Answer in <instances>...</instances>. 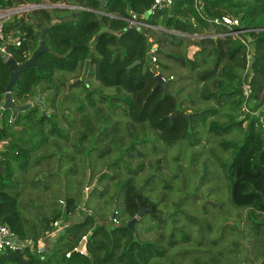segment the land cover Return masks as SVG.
I'll use <instances>...</instances> for the list:
<instances>
[{"label":"trees","instance_id":"obj_1","mask_svg":"<svg viewBox=\"0 0 264 264\" xmlns=\"http://www.w3.org/2000/svg\"><path fill=\"white\" fill-rule=\"evenodd\" d=\"M25 3L66 7L34 10L13 17L5 25L6 36L13 33L15 38L22 40L20 47L10 44L8 53L16 62L25 63L40 46V28L54 19L64 20L46 31L44 42L48 52L38 56L39 67H31L20 74L11 88L13 100L20 105L42 96L47 115L43 116L41 108L35 106L19 113L11 123V112L6 110L4 113L0 124V142H6L0 149V223L20 240L42 237L59 219L70 224L53 240L47 254L38 256L29 249L6 251L0 255V264H149L153 258L165 257L167 250L163 246L137 240L135 226L131 230L127 223L119 224L117 216H113L117 220L116 226L100 223L90 207L84 205L87 211L83 212V218L73 221L72 214L79 206L73 198L64 200L63 207L58 202L60 208L54 210L51 217L31 221L20 213L16 169L26 171L30 166H38L43 160L50 159L53 154L48 152V144L56 147L57 138L69 140L68 129L74 131V123L80 115L88 126L83 139L95 129L93 118L109 123L113 116L114 124L110 130L117 134L122 128L123 136L115 142L122 143L125 150L122 157L128 155L131 160H143L144 151L137 147L146 145L148 139L138 138L136 132H146L149 128L156 131L167 146L184 140L193 147L199 146L202 142L199 130L209 120V132L216 136L240 133V141L219 143L224 150H232L230 161H221V166L227 180L229 202L249 210L248 231L259 236L256 256L261 260L260 264H264V219L258 221L259 217H264V126L256 119L242 118L245 47L230 36L216 39L208 36L211 32H225L223 27L210 22L223 16L238 19L244 28H264V0H174L170 7L153 12V0H0V9ZM133 14L149 27L128 28ZM119 31L123 34L115 36L114 32ZM97 35L99 38L91 52L90 44ZM251 39L254 57L249 85L251 96L262 102L264 31L252 33ZM190 46L198 48L192 58L188 57ZM87 60L91 67L89 76L105 87L115 88L114 93L98 92L85 84V78L78 80ZM136 61L138 64L130 68ZM173 66L177 70H187L196 85L202 84L199 98L214 106L196 109L190 94L184 100L191 105L182 103L178 95L181 90H174L171 84L187 80L190 75L175 71ZM57 72L79 74L63 80L65 78L55 77ZM157 75L167 83L169 93L156 86ZM9 80L10 68L0 54V104L4 101ZM69 81L72 83L67 93ZM78 87L83 90V99L79 105L72 102L73 106H69V98L75 99L72 91ZM218 107L229 109L223 122L214 119L218 117ZM61 119L65 128L68 127L66 131L58 124ZM123 120L125 128L120 126ZM46 124H50L48 129ZM104 130L107 132L108 128ZM128 140L131 143L127 144ZM38 153L40 155L34 157ZM120 161H115L113 167ZM161 162L162 159H156L152 166V178L160 174L156 172L161 169ZM128 170L129 177L125 180L117 174L107 179L108 184L119 190L127 221L136 216L140 206L147 210L143 215L150 213L153 219H160L161 201H153L143 193L151 178L141 187L134 182L133 177L145 170L144 163ZM104 176L103 173L98 177L99 181ZM192 196L196 197L195 192ZM183 200L176 205V211L186 215L187 212L181 209ZM83 236L88 237L86 253L73 252ZM174 244L175 241L170 240V247Z\"/></svg>","mask_w":264,"mask_h":264},{"label":"rangeland","instance_id":"obj_2","mask_svg":"<svg viewBox=\"0 0 264 264\" xmlns=\"http://www.w3.org/2000/svg\"><path fill=\"white\" fill-rule=\"evenodd\" d=\"M90 69L91 67L88 73ZM173 69L183 75H190L187 70H177L175 66ZM78 74L79 72H57L55 77L67 80ZM190 77L191 75L187 80L171 84L174 90H181V93H178L181 102L186 106L191 105L184 100L186 95L190 94L195 105L191 107L205 110L214 106L210 101H201L199 92L202 84L196 85ZM86 80L89 87L98 92L104 94L115 92V88L103 86L89 74ZM74 89L72 94L75 99L69 98V106L73 104L77 106L83 99L82 88ZM218 109V117L214 119L223 122L229 109L228 107ZM72 115L73 113L70 117ZM110 117L109 123L93 118L95 129L88 132V136L83 139L88 126L84 117L80 115L74 123L73 132L66 126L69 140L57 138L56 147L48 144V152L53 154L50 159L43 160L38 166H30L26 171L16 169L15 177L19 182L20 193L18 209L23 217L31 221L43 216L51 217L54 210L63 207L58 206L59 200L73 198L79 205L72 214L73 221L83 218L82 209L87 205L100 223L116 226V223L112 222L113 216H117L119 224L127 223V217L122 212L123 200L119 190L115 185L108 184L107 179L117 174L125 180L129 177L126 174L128 169L143 162L145 170L133 177L134 182L141 187L151 178L150 183L143 188V193L153 201H161L159 208L162 213L159 214L160 219H153L150 213L137 218L134 224L135 238L140 241H152L167 250L165 257L153 258L149 264L261 263L256 256V246L260 243L259 236L248 231L249 210L233 206L229 202L227 180L221 166V161H230L232 150H224L219 143L228 140L240 141L242 138L240 133L235 131L228 135L216 136L209 132V120L207 124H202L199 130L202 140L199 146L193 147L187 140L167 146L158 138L157 132L149 128L146 132H136L138 138L148 139L146 145L137 147L144 151L143 160L138 158L131 160L128 155L122 157L125 150L121 146L122 143H116L115 140L123 136V131L120 127L117 134H112L110 128L114 124V118ZM124 121L120 126H123ZM58 124L66 131L62 119L58 120ZM46 125L48 129L50 124ZM106 128L107 132L104 130ZM129 142L131 143L129 140L126 143ZM107 149L109 153H106ZM103 153L105 155H102ZM39 155L35 154L34 157ZM118 159L121 161L113 167V163ZM156 159H162L161 169L156 172L160 174L152 178L154 173L152 166ZM103 173L104 179L99 181L98 177ZM103 191L105 193H102ZM194 192L195 198L192 196ZM181 199H184L181 209L184 213L187 212L186 215L176 211V205ZM117 213L118 215H115ZM263 219L264 217H259L258 221ZM170 240L175 241L174 246L170 247ZM52 243V239L48 241V250Z\"/></svg>","mask_w":264,"mask_h":264},{"label":"built area","instance_id":"obj_3","mask_svg":"<svg viewBox=\"0 0 264 264\" xmlns=\"http://www.w3.org/2000/svg\"><path fill=\"white\" fill-rule=\"evenodd\" d=\"M174 0H153L151 6V12L155 9L168 8L173 4ZM47 5H39L35 3H25L19 4L17 6L0 9V42L3 43V47L0 48V54L3 55L5 62L8 59L12 58L11 54L8 53L7 47L11 44L16 47L21 46L22 40L20 37L15 38L13 33L10 35H5V25L15 16H22L34 10H39L44 8ZM130 24H135V26H146L149 27L146 23L140 22L137 20L136 16L133 14V19L129 21ZM211 23L221 26L225 29L224 33H213L211 38H223V37H232L235 40H238L245 47V59H246V68L243 75L242 82V92H243V103L241 107L242 118H248L249 120L256 119L260 124L264 126V100L262 102L257 101L251 96L250 89V69L253 63L254 57V47L252 45L251 34L264 31V28H244L241 26L240 21L236 18L223 16L221 18L211 20ZM19 35V32H16ZM26 57V56H25ZM29 59V58H28ZM27 59V60H28ZM19 63V62H17ZM22 64V63H19ZM3 108V103L0 104V124L5 113ZM11 123L13 122L10 119ZM6 144V142H0V149ZM88 188H86V191ZM60 205H64V201H59ZM84 212L87 211L85 208L82 209ZM113 223L117 224V220L113 218ZM69 222L65 220H56L52 224V228L47 230L42 237L37 238L36 240H20L17 235L11 231L6 225L0 223V255L6 251H21L24 249H29L32 253L43 256L47 254L48 250V241L51 239L54 240L59 234H61L68 226ZM87 236H83L80 242L84 243V246L80 248L79 246L73 249V252L80 254L86 253V242ZM66 257H70V252L66 254Z\"/></svg>","mask_w":264,"mask_h":264},{"label":"water","instance_id":"obj_4","mask_svg":"<svg viewBox=\"0 0 264 264\" xmlns=\"http://www.w3.org/2000/svg\"><path fill=\"white\" fill-rule=\"evenodd\" d=\"M55 7H59V8H65L66 6L63 5H47L44 8H55ZM60 22H64V20H58V19H54L51 21V23L47 26H43L40 28V46L38 47V49L32 54V56L30 57V59H28L25 63L19 64L17 63L13 58H10L7 60L6 64L9 66L10 68V80L9 83L6 87V93L4 95V101H3V108L5 110H8L11 112V119L14 121L16 119V117L18 116L19 113H24L27 110H29L32 107L35 106H39L41 108L42 111V115H47L46 111H45V105H44V99L42 96H39L38 99H36L35 101L31 102V103H27L25 105H20L15 103V101L13 100L12 97V93H11V88L12 86L18 81L19 75L22 74L23 72L27 71L29 68L31 67H39L38 66V56L43 53V52H48V49L45 46V33L47 30H49L53 25L60 23ZM135 24H130L128 28H135ZM138 29H140V27H138ZM123 34V31H119V32H114V35L119 37ZM99 38V35H97L94 40L91 42L90 44V49L91 52L94 51V43L95 41ZM3 47V43L0 42V48ZM138 64V62H134L130 68L136 66ZM89 67H90V61L87 60L85 62L84 65V70L82 73V77L79 78L78 80H83V78H86L87 75L89 74ZM156 86L162 88L164 90V92L167 94L168 92V86L167 83L159 76H156ZM85 84H88L87 80H84ZM72 83V81H69L66 83V88H67V93H68V89L70 84ZM264 153V150H263ZM146 209H143L141 206L139 207V211L136 214V217H134L132 220L127 222V226L129 228H131V230H134V224L137 221V218H141L142 215L146 212ZM84 246V243L80 244V248H82Z\"/></svg>","mask_w":264,"mask_h":264},{"label":"crops","instance_id":"obj_5","mask_svg":"<svg viewBox=\"0 0 264 264\" xmlns=\"http://www.w3.org/2000/svg\"><path fill=\"white\" fill-rule=\"evenodd\" d=\"M148 16V15H146ZM214 32L209 33V37L211 36V34H213ZM198 50V48L196 46H190L189 50H188V57L192 58L193 54Z\"/></svg>","mask_w":264,"mask_h":264},{"label":"flooded vegetation","instance_id":"obj_6","mask_svg":"<svg viewBox=\"0 0 264 264\" xmlns=\"http://www.w3.org/2000/svg\"><path fill=\"white\" fill-rule=\"evenodd\" d=\"M85 80H86V78H85Z\"/></svg>","mask_w":264,"mask_h":264}]
</instances>
